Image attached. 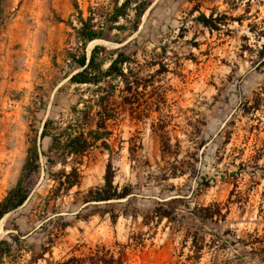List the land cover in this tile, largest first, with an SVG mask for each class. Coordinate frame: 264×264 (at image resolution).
<instances>
[{
  "label": "rangeland",
  "instance_id": "1",
  "mask_svg": "<svg viewBox=\"0 0 264 264\" xmlns=\"http://www.w3.org/2000/svg\"><path fill=\"white\" fill-rule=\"evenodd\" d=\"M75 1L98 23L111 6ZM148 1L136 30L130 13L93 45L104 68L120 50L141 78L108 123L110 154L95 148L63 167L40 132L46 119L67 121L85 89L67 77L73 0H0V199L33 140L39 152L25 202L1 222L2 264H264V0ZM109 162L113 188L129 195L85 203ZM72 167L79 184L57 189Z\"/></svg>",
  "mask_w": 264,
  "mask_h": 264
},
{
  "label": "trees",
  "instance_id": "2",
  "mask_svg": "<svg viewBox=\"0 0 264 264\" xmlns=\"http://www.w3.org/2000/svg\"><path fill=\"white\" fill-rule=\"evenodd\" d=\"M148 6V0H111L110 8L104 15H100L101 19L98 23L94 13L83 17L77 2L73 0L75 19L74 22L68 20L67 24L75 33L78 47L76 54H67L68 64L71 68L67 77L69 83L76 86V90H79L81 86H84L85 89L76 104L69 108L70 116L67 121L46 119L40 132L41 139H49L48 152L62 159L63 167L69 157L83 156L95 148H101L110 154L111 147L108 141L112 133L108 129V123L117 118L119 108L124 109L131 105L128 96L131 92L130 86L132 84L139 85L141 81L138 75L130 77V59L125 53L120 50L112 52V57L104 68L105 60L99 57L104 48L94 46L87 55V45L93 40L103 39L105 30H124L125 27L118 23L121 19L128 18L130 13L133 15L132 29L136 30L137 24ZM196 21L206 28H215L212 24V16L200 15ZM129 78H132L130 82H128ZM121 82L125 84V87L118 89V83ZM117 91L119 95L116 94ZM85 93L89 94V97L84 98ZM116 97L119 98V101H115ZM90 122L93 123L92 126L89 125ZM252 152L253 154L249 158L253 160L261 158L259 155L254 156L258 152L255 145H252ZM38 157V148L33 140L27 149L16 183L0 199V220L25 202L33 178L38 171ZM47 161L53 163L50 157H47ZM110 166L109 162L104 175V184L94 190H89L84 199L85 203L120 200L129 195L128 191H118L113 188ZM171 172H173V177L176 176L175 170ZM55 181L58 184L57 189L63 187V189L69 190L79 184V171L74 167L69 172L63 169ZM13 240L17 239L13 237ZM10 253L11 245L5 240H1L0 264Z\"/></svg>",
  "mask_w": 264,
  "mask_h": 264
},
{
  "label": "bare ground",
  "instance_id": "3",
  "mask_svg": "<svg viewBox=\"0 0 264 264\" xmlns=\"http://www.w3.org/2000/svg\"><path fill=\"white\" fill-rule=\"evenodd\" d=\"M102 41H100V40H93V41H91L89 44H88V46H87V52L89 53L90 52V50L92 49V47H93V45L95 44V43H101ZM4 218L5 217H3V219H1V221H0V228H1V222L4 220ZM2 230V229H1ZM1 235V234H0Z\"/></svg>",
  "mask_w": 264,
  "mask_h": 264
},
{
  "label": "water",
  "instance_id": "4",
  "mask_svg": "<svg viewBox=\"0 0 264 264\" xmlns=\"http://www.w3.org/2000/svg\"><path fill=\"white\" fill-rule=\"evenodd\" d=\"M89 55V54H88Z\"/></svg>",
  "mask_w": 264,
  "mask_h": 264
}]
</instances>
